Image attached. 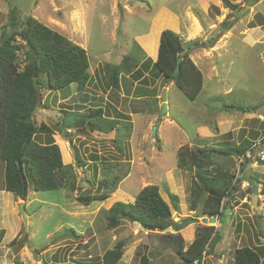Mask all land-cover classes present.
<instances>
[{"label":"rangeland","instance_id":"374dc122","mask_svg":"<svg viewBox=\"0 0 264 264\" xmlns=\"http://www.w3.org/2000/svg\"><path fill=\"white\" fill-rule=\"evenodd\" d=\"M245 5V0H0V27L15 7L19 21L31 14L83 47L88 57V99L81 101L75 84L68 91L45 88L41 102L48 108L38 112L37 123L55 129L63 111L81 102L100 106L106 117L122 121L107 133L91 131L84 122L66 133L56 129L52 136H35L39 142L51 138L57 144L63 164L73 168L72 188L35 191L28 179L26 198L21 199L3 189L0 160V264H102L103 253L119 241L124 245L116 264H144L142 258L151 260L157 250L177 247L169 233L179 234L188 244L199 224L213 225L221 235L204 264L218 258L221 264H233L235 249L243 246L263 250L258 264H264V0L239 14ZM164 28L179 34L203 74L202 89L193 100L154 66L156 51L146 41L152 36L157 40ZM194 41L211 46L194 48ZM125 55L137 58L142 74L134 78L130 66L129 73L120 74L119 88L113 89L103 64L120 63ZM24 57L22 48L17 51L19 67ZM164 88L166 110L161 114ZM224 105L229 110L224 111ZM241 135L255 139V151L245 156L249 162L213 150L238 143ZM200 147L210 149L213 164L208 173L220 167L241 178L233 196L224 201L229 207L217 216L220 227L217 222H199L162 232L128 220L108 227L105 220L112 204L132 202L151 184L158 187L177 224L209 217L200 212L205 193L197 200L192 193L196 169L181 166L179 156L183 148L189 160V152ZM101 193L108 196L88 204L78 200ZM21 202L28 223L25 234ZM165 258L169 264H182L179 256Z\"/></svg>","mask_w":264,"mask_h":264},{"label":"trees","instance_id":"16d2710c","mask_svg":"<svg viewBox=\"0 0 264 264\" xmlns=\"http://www.w3.org/2000/svg\"><path fill=\"white\" fill-rule=\"evenodd\" d=\"M17 9L11 7L8 22L0 27V160L4 164L3 189L16 197L25 199L28 191V179L35 191L55 190L62 187L74 186V172L70 164H63L60 150L51 138L45 143L35 140V136L49 135L55 130L65 133L66 129L80 127L86 122L91 131L107 133L110 128H116L122 121L119 118L106 117L100 106L76 103L73 110H64L63 117L56 121L55 129L44 121L37 123L36 116L41 109L48 105L41 102L42 90H67L75 84L77 93H81L82 100L88 96L85 88L91 78L89 61L83 47L73 42L60 32L51 29L31 14L18 20ZM20 42H13L16 39ZM147 40L156 51L154 66L163 76L171 80L184 95L193 100L202 89L203 74L194 64L184 47L179 34L171 29L164 28L158 34V39ZM26 42L36 51V70L32 64L31 55ZM145 42V43H146ZM153 42V43H152ZM194 41L193 47H210V44ZM24 48V64L18 66L17 51ZM181 57L178 71L174 73L177 57ZM139 61L135 56L125 55L120 63L103 64L107 85L113 89L119 88L120 74L124 71L132 73L135 78L142 74ZM133 66V67H130ZM145 66V63H142ZM123 72V73H124ZM137 74V75H136ZM33 78L38 83L36 91ZM143 88L137 87V91ZM145 89V88H144ZM224 111L228 105L222 106ZM85 108L82 112L80 109ZM245 112L247 108L232 107ZM84 109V110H85ZM242 139L236 144L221 146L216 153L223 156H241L247 162L248 152L255 151V139L241 135ZM224 147V148H222ZM210 149L200 147L189 152V160L184 158L185 149L179 151L181 166L196 169V184L192 189L194 199L205 193L200 212L202 215L222 214L224 201L233 196L241 178H236L234 171L216 168L210 174L206 170L213 164ZM240 158V157H238ZM80 164V158L76 157ZM243 179V178H242ZM252 183L251 180L247 179ZM108 194L93 196H79L78 200L84 204L92 200H104ZM193 199V202H194ZM228 204V201H226ZM194 204V203H193ZM195 206V205H193ZM194 209V208H192ZM123 220L138 222L147 229H162L167 226L175 228L177 222L171 218L168 203L161 197L156 185L143 187L132 202L116 201L108 209L106 224L110 228L119 226ZM213 225L199 224L196 227L194 238L184 249V241L179 234L169 235L176 239L177 247L172 250H157L151 260L142 258L144 264H169L165 256H179L182 264H192L201 257L205 245L207 252L214 248L220 240V233H215ZM214 233V235H212ZM264 237V235H263ZM124 243L119 241L114 248L108 249L102 255V264H116L122 255ZM259 250V249H258ZM212 251V250H211ZM257 252L250 247L243 246L234 251L233 264H258L263 256V250ZM164 254V255H162ZM164 260V262L162 261Z\"/></svg>","mask_w":264,"mask_h":264},{"label":"water","instance_id":"95a60500","mask_svg":"<svg viewBox=\"0 0 264 264\" xmlns=\"http://www.w3.org/2000/svg\"><path fill=\"white\" fill-rule=\"evenodd\" d=\"M258 1H260V0H245L246 5L244 7H242V9L239 10V14H241L245 10H249L251 8V6L255 5ZM26 45L28 46L29 51H30L31 60H32V64L34 66V70H36V58H37L36 51L30 45L29 42H26ZM180 61H181V57L179 56L176 59V65H175V68H174V73L178 71ZM33 84H34V87H35L36 91H38V83H37L36 78H33ZM165 92H166V89L164 88L162 90V95H161V98H162L161 109H160V113L161 114L166 110V102H165V97L166 96H165ZM252 186H253L252 203H253V205H256L257 204V197H258V194H257V186L258 185H257L256 182H254ZM20 210H21V218H22V221H23V230H24V234H25L26 230H27V224L28 223H27V218L25 216V209H24L23 202L20 203ZM199 222H202V223H216L217 222V216L216 215H210L209 217H203L201 220L198 217H196V218H188V219H185L182 223L177 224L175 228H176V230H179V229L185 227L186 225H188L190 223H199ZM170 229L171 228L169 226H167V227L159 229V230L162 231V232H167Z\"/></svg>","mask_w":264,"mask_h":264},{"label":"crops","instance_id":"0c3cea01","mask_svg":"<svg viewBox=\"0 0 264 264\" xmlns=\"http://www.w3.org/2000/svg\"><path fill=\"white\" fill-rule=\"evenodd\" d=\"M52 135H54V133L52 134ZM51 135V136H52ZM41 143H45V142H41ZM2 192H3V190H0V194H2ZM229 206H228V204H226V207L225 208H228ZM220 223L217 221V225H215V226H218ZM219 227H220V225H219ZM0 229H4V225L3 224H1V222H0ZM216 229H218L219 230V228H216ZM194 238V235L193 236H191V238H190V240H189V243L192 241V239ZM261 238V237H260ZM188 243V244H189ZM186 246H187V244L186 243H184V249L186 248ZM221 262H222V259H220V258H218L216 261H214L212 264H221Z\"/></svg>","mask_w":264,"mask_h":264},{"label":"built area","instance_id":"2783aa9c","mask_svg":"<svg viewBox=\"0 0 264 264\" xmlns=\"http://www.w3.org/2000/svg\"><path fill=\"white\" fill-rule=\"evenodd\" d=\"M207 250H208V244H206L205 249L202 251V253H201V257L198 258V259H195V260L192 262V264H204L205 259L207 258V255H208Z\"/></svg>","mask_w":264,"mask_h":264},{"label":"clouds","instance_id":"9594fccd","mask_svg":"<svg viewBox=\"0 0 264 264\" xmlns=\"http://www.w3.org/2000/svg\"><path fill=\"white\" fill-rule=\"evenodd\" d=\"M217 216V215H216ZM218 221V220H217ZM205 247H206V245H205ZM208 253V252H207Z\"/></svg>","mask_w":264,"mask_h":264},{"label":"bare ground","instance_id":"6f19581e","mask_svg":"<svg viewBox=\"0 0 264 264\" xmlns=\"http://www.w3.org/2000/svg\"><path fill=\"white\" fill-rule=\"evenodd\" d=\"M196 28V27H195ZM210 50V49H209Z\"/></svg>","mask_w":264,"mask_h":264}]
</instances>
